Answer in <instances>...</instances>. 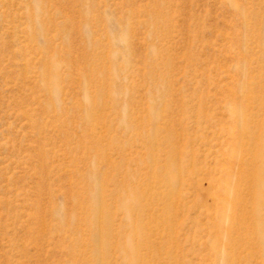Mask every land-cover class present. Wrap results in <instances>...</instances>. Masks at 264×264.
Segmentation results:
<instances>
[{
    "label": "rangeland",
    "instance_id": "374dc122",
    "mask_svg": "<svg viewBox=\"0 0 264 264\" xmlns=\"http://www.w3.org/2000/svg\"><path fill=\"white\" fill-rule=\"evenodd\" d=\"M96 262L264 264V0H0V264Z\"/></svg>",
    "mask_w": 264,
    "mask_h": 264
},
{
    "label": "bare ground",
    "instance_id": "6f19581e",
    "mask_svg": "<svg viewBox=\"0 0 264 264\" xmlns=\"http://www.w3.org/2000/svg\"><path fill=\"white\" fill-rule=\"evenodd\" d=\"M85 118H86V120H90V116H89L88 114L86 115ZM100 220H101V219H100ZM100 222H101V221H100ZM100 226H101V224H100ZM94 264H98V263L96 262V263H94Z\"/></svg>",
    "mask_w": 264,
    "mask_h": 264
}]
</instances>
